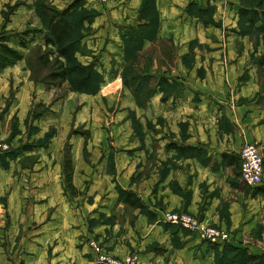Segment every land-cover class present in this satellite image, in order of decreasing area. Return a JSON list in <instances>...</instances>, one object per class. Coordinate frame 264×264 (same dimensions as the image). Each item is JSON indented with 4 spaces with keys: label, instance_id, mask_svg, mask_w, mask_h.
Segmentation results:
<instances>
[{
    "label": "crops",
    "instance_id": "1",
    "mask_svg": "<svg viewBox=\"0 0 264 264\" xmlns=\"http://www.w3.org/2000/svg\"><path fill=\"white\" fill-rule=\"evenodd\" d=\"M191 1L203 7L208 2L216 4L215 18L222 20L224 30L203 25L192 17L187 12ZM141 2L108 0L99 5L101 15L92 25L94 31L84 38L92 55L79 56L84 63L98 58L97 64L104 70L105 86L116 82L110 92L122 93L118 102L122 110L115 116L112 125L115 137L109 149L113 150L121 178L128 180V173L136 168L140 156L146 157V150L134 149L137 140L132 138L130 120L125 118L129 110L137 111L139 107L130 91L118 84L120 76L111 72L120 71L122 62L120 31L134 25L132 16ZM236 3L238 0H155L159 35L174 42L178 60L182 61L191 40L197 39L204 49L196 51L195 64L190 69L179 62L171 72H155L182 84L165 101L161 93H156L142 109L147 108L149 114L152 110L157 112L165 121L164 131L156 136L158 167L165 170L163 175L151 173L139 186L146 213H139L137 208L134 225L127 224L125 232L120 233L116 227L103 242L104 248L115 256L125 258L136 253L138 264H212L214 247L196 234L165 222L160 207L164 211L183 209L204 222L223 225L226 217L219 210L222 201L226 204L230 225L241 227L238 234H233L232 244L261 253V248L245 237L256 225L258 215L261 216L264 200L259 195H246L244 189L237 187L232 173L239 167L223 163L224 154L239 157L244 142L258 146L264 157V88L259 85L257 67L244 65L248 60L245 53L233 52L235 42L241 39L229 30L236 24L239 8ZM201 66L205 69L202 78L198 75ZM27 77L22 60L0 68V114L7 94L13 91L17 96L3 118L0 117V126L14 113L24 116L28 106L24 91L33 88ZM168 129L173 133L171 136L166 132ZM171 141L173 144L167 147ZM53 145L54 141L48 148L35 149L39 160L33 168L0 165V264H87V246L77 245L86 232L83 226L79 230L71 228V203L62 189L61 168H48L49 159L47 163L44 160L45 154L49 158ZM188 146L202 148L207 154L199 157L191 150L179 149ZM80 169L74 170V184L81 189L91 168H84V174ZM103 182L102 178L96 180V188ZM99 230L97 226L95 231ZM104 236L103 231L99 240L103 241Z\"/></svg>",
    "mask_w": 264,
    "mask_h": 264
},
{
    "label": "rangeland",
    "instance_id": "2",
    "mask_svg": "<svg viewBox=\"0 0 264 264\" xmlns=\"http://www.w3.org/2000/svg\"><path fill=\"white\" fill-rule=\"evenodd\" d=\"M74 1L0 0V19L3 24L0 38H5V42L9 46L18 49L23 55L21 59L23 68L28 72L27 80L29 85L33 86L32 89L28 87L24 91V100H28L24 116L19 117L18 114L14 113L6 118V122L0 126V130L4 134L2 135L0 132V140L10 145V150L3 157H0V165L2 168H10V165L13 168H33L39 160L37 153L34 152L36 151L35 149L48 148L49 144L54 141L53 150L48 155L49 158H47V154L44 155L45 163H47L46 159H49L48 168H61L62 189L67 200L71 203V211L69 213L71 228L79 230L83 226L86 232L80 236L83 240H80L81 243H77V245L78 247L87 246V264H98L91 257L90 240L95 239L103 244L105 240L107 241L110 238L112 231L116 227L118 233L125 232L127 224L133 226L135 223L136 214H134V211L136 209L127 206L122 201L121 190L135 193L143 203L142 190L139 189V186L144 179L149 178L151 173L164 174L165 169L158 167L159 144L156 136L159 132L164 131L165 121L157 112L152 110L151 114H149L147 108L144 111L142 109L147 107L149 100L156 93H161L162 99L163 92H170L168 96H171L181 89L182 84L176 80L170 81L164 75L158 76L155 74L156 71H162L163 73L173 71L180 61L176 56L178 52L174 42L171 39L161 38L159 35L160 29L157 21V19L159 20V14L154 9L153 0H142L143 2H141L137 12L132 16L134 25L122 29V32L120 31L122 62L120 71L113 70L111 72L120 76V83L118 82V84H122L130 91L139 107L137 111L129 110L125 114V118L130 120L131 136L137 140V145L134 149L139 151L146 150V157L140 156V160L136 163V168H131L132 170L129 173L127 172L130 175L129 180L122 179V173L119 174L116 168L113 150L109 149L115 137L114 133H112V125L117 112L122 110L118 104L122 93L115 94L110 92L116 82H109L106 84L109 87H106L103 80L98 91L94 93L73 91L68 82H64L61 85L46 83L43 80H46L47 71L37 64V50L29 54L31 48H39L41 47L40 45L44 44L45 22L48 14V11L44 10V8L62 10ZM107 1L80 0L86 9L97 11L98 14L95 19L101 15L97 7ZM15 4H17L16 10L13 14H9L10 6ZM236 4L239 6L236 24L229 30L236 33L241 39L235 42L233 52L245 53L248 60L245 61L244 65L246 67H257L259 85L264 88V16L262 15L264 0H238ZM210 5L213 6L211 11L202 14L200 18H195L203 25L219 27L223 31L222 20L215 18L216 4L210 3ZM241 10H245V14H241ZM2 11L8 13V21H5ZM251 17L254 18V21L250 20ZM95 19L90 26L91 31L86 36L94 31L92 25ZM137 21L139 23L136 24ZM147 21H150V23L147 24ZM145 22L146 24H143ZM140 24H142L141 28L135 33L133 39L125 42L123 35L129 32L127 29L131 26L138 27ZM7 26L10 27L7 28ZM144 37L145 39H142ZM84 38L82 45L87 51L85 53L77 52L79 60L80 55H92V50L88 48ZM214 38L217 39L215 35ZM21 40L27 43L26 47L21 45ZM44 49V46L40 48L41 51ZM203 49V45L198 43L197 39L191 40L188 44L187 52L182 55L181 65L187 69L194 67L195 53ZM101 51L105 50L101 49ZM27 59L31 60L35 66V74L39 77L36 80L31 77ZM80 61L84 63L83 59ZM97 61H99L98 58L84 64H93L104 76V70L98 66ZM16 63L18 61L4 68ZM204 71V67L198 68L199 77H203ZM146 74L148 75L145 76ZM162 77L177 85H169L166 79L163 78L161 80ZM25 83L26 80L23 85ZM161 89H163V92L160 91ZM81 96H85L86 99ZM16 97L13 91L7 94L5 98L6 105L0 117L3 118V114L9 109L10 102L15 100ZM93 99H95V102L92 101ZM138 101L143 102V104H138ZM145 101L146 103H144ZM225 122L228 123L227 121ZM166 132L170 136L173 134L169 129ZM18 142L20 143L18 144ZM172 144L171 141L167 147ZM68 154H70L71 158L73 187L66 189L64 168ZM75 168H81V174L85 173L84 168H91V174H88L89 178H85L86 183L81 189L74 184ZM237 170L235 169L232 173L233 183L237 187L244 189L246 195H250L248 192L256 187L247 184L241 177L240 169ZM95 178H97L96 180L102 178V182L104 180L99 188H96ZM123 180H126V182ZM241 180L246 186L243 185ZM121 182L124 186L121 185ZM261 199L264 200V196H261ZM160 208L164 212V208L162 206ZM261 209V216L257 214L259 219L250 234H246L247 238L245 237V239H250V243L257 245L258 248H261V253H264V207ZM219 210L222 217H226L224 226L222 224L204 222L195 214L183 209L165 211L188 212L196 216L204 224L225 229L233 240V234H238L241 227L236 226L233 228L230 225L227 207L223 201L219 205ZM139 213H146L145 205L144 209L139 208ZM97 226L100 227V230L96 232ZM176 227L184 232L194 234L188 229ZM103 231L105 236L103 241H100L99 238ZM105 250L109 252L106 248ZM226 259L236 261V254L231 252ZM221 260L222 257L215 258L214 256L212 264H217Z\"/></svg>",
    "mask_w": 264,
    "mask_h": 264
},
{
    "label": "trees",
    "instance_id": "3",
    "mask_svg": "<svg viewBox=\"0 0 264 264\" xmlns=\"http://www.w3.org/2000/svg\"><path fill=\"white\" fill-rule=\"evenodd\" d=\"M153 6L154 9H156L155 0H153ZM16 7L17 4L10 6L9 14H13ZM212 7L213 6H211L209 2L206 7H203L202 5L191 1L187 6V12L194 17L200 18L202 14H206L211 11L213 9ZM192 8L195 10H192ZM44 10H47L48 14L45 22L44 44L40 46H44L45 49L41 51V47H33L29 52V54H32L37 50V64L47 71L46 80L43 81L52 84L57 83V85L68 82L71 90L73 91L85 93L97 92L100 87V83L104 80L103 73L98 71L93 64L82 63L77 57V52L85 53L87 51L82 45V40L86 34L91 31L90 26L98 14L97 11L86 9L81 4L80 0H75L62 10L56 8H44ZM2 14L5 21H8V13L2 11ZM241 14H245V10H241ZM262 15L264 16V10L262 11ZM143 20L145 19L143 18ZM250 20L254 21V18L251 17ZM157 21L159 23L158 19ZM149 23L150 21H147V24ZM143 24H146V22ZM141 25L142 24L138 27H129L127 29L129 32H126L123 35V40L125 42H129V40L133 39L135 33L140 30ZM142 39H145V37ZM5 41V38H0V68H4L9 64H14L23 58V55L18 51V49L9 46ZM20 43L24 47L27 46V43L23 40H21ZM27 62L31 71V77L34 80L38 79L39 77L35 74L34 64L29 59H27ZM147 75L148 74L145 76ZM163 78L164 77H162L161 80ZM164 79H166L169 85L175 86L176 83L169 82L167 78ZM160 91L163 92V89ZM163 93L164 95L162 100L165 101L169 97L168 93L170 92L166 91ZM144 103H146V101ZM138 104H143V102L141 103L138 101ZM179 149L191 150L194 155L199 157H205L207 154L204 149L197 147L188 146L179 147ZM4 155L0 157H3ZM223 163L228 165L233 164L235 167H239L235 169H240L239 157L224 154ZM64 174L66 176L65 186L66 189H69L70 187H73L70 154L67 155L65 161ZM241 182L243 183L242 180ZM243 185L246 186L244 183ZM248 193L253 197L257 195L264 196V183L250 190ZM121 195L122 201L127 206L134 209H144V204L140 201L138 196L135 195V193L121 190ZM212 246L214 247L215 258L222 257V260L217 264H264V253H252L246 247L232 244V240L220 245L214 244ZM220 246L222 248L219 249ZM231 252L236 254V261H229L226 259L229 257Z\"/></svg>",
    "mask_w": 264,
    "mask_h": 264
},
{
    "label": "built area",
    "instance_id": "4",
    "mask_svg": "<svg viewBox=\"0 0 264 264\" xmlns=\"http://www.w3.org/2000/svg\"><path fill=\"white\" fill-rule=\"evenodd\" d=\"M10 150V145L0 140V156ZM240 173L242 179L251 186H260L264 183L263 157L258 147L250 142H244L239 152ZM162 219L165 222L178 225L199 236L205 242L223 244L232 240L230 234L217 226L204 224L196 216L185 211H164ZM93 258L98 264H138L137 254H130L125 258L107 252L97 240H90Z\"/></svg>",
    "mask_w": 264,
    "mask_h": 264
}]
</instances>
